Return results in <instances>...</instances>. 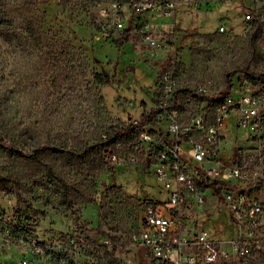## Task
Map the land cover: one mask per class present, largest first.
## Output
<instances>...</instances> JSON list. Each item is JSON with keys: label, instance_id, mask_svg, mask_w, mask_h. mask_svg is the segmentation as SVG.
Listing matches in <instances>:
<instances>
[{"label": "rangeland", "instance_id": "1", "mask_svg": "<svg viewBox=\"0 0 264 264\" xmlns=\"http://www.w3.org/2000/svg\"><path fill=\"white\" fill-rule=\"evenodd\" d=\"M9 4L15 32L12 42L0 35V136L16 149H0V191H13L11 197L0 194V264L30 259L21 239L33 237L47 244L48 253L31 258V264H133L137 256L128 239L141 201L167 198L153 172L156 164L113 165L83 147L124 125L120 117L141 113L164 51L137 35L117 45V32L100 34L94 0ZM243 15L239 0H178L175 44L182 93L204 84L216 94L226 85L225 73L247 62L259 74L258 86L264 85L260 38L256 53ZM31 18L45 34L40 46L24 30ZM222 24L229 26L223 32ZM96 73L106 79L99 82ZM238 134L242 139L244 133ZM235 143L228 136L222 156H229ZM33 149H38L37 158L28 156ZM261 175L264 184V162ZM17 191L23 200H16ZM261 195L264 199V188ZM222 220L213 217L206 228L220 224L231 234L228 217ZM112 235L116 250L113 242H105Z\"/></svg>", "mask_w": 264, "mask_h": 264}, {"label": "built area", "instance_id": "2", "mask_svg": "<svg viewBox=\"0 0 264 264\" xmlns=\"http://www.w3.org/2000/svg\"><path fill=\"white\" fill-rule=\"evenodd\" d=\"M94 1L100 34L117 32L119 37L129 29L140 42L164 51L156 83L147 90L150 101H142L138 116L120 117L124 125L133 126V136L103 151L105 161L113 165L154 162L153 172L167 194L166 200L141 201L136 228L128 239L137 256L133 264H264V85L237 72L216 94L204 84L182 93L175 44L178 0ZM239 2L246 31L258 25L264 58V0ZM228 27L222 24L220 31ZM220 96L215 102L206 98ZM126 102L133 105L132 100ZM228 136L236 143L229 156H222ZM4 196L13 195L6 191ZM223 215L231 234H225L220 224L206 228L213 217L222 224ZM105 242L111 244L110 238ZM23 243L30 259L23 257L21 264L48 253L47 244L34 237L21 239Z\"/></svg>", "mask_w": 264, "mask_h": 264}, {"label": "trees", "instance_id": "3", "mask_svg": "<svg viewBox=\"0 0 264 264\" xmlns=\"http://www.w3.org/2000/svg\"><path fill=\"white\" fill-rule=\"evenodd\" d=\"M65 1L66 0H60V2H65ZM9 3H10V0H0V35H2L3 38L7 40L8 42H12V37L14 35L15 30L12 29L11 27L13 23V18L12 16H10V11L13 10V6L10 5ZM24 30L27 32L28 36L32 38L34 44H36L37 46H40L42 44L45 34L42 32L36 18L29 19L24 26ZM257 33H258V25L254 29H252L249 33L250 43L257 50L256 53H258V44H257L258 34ZM129 38H130V32L128 29V30H125V32L122 35H120L118 38L115 39V43L117 45H121L124 42L128 41ZM72 47H74V45H72ZM237 72H244L251 80H256L259 78V74L254 73L250 69V62H247L244 65L233 67L231 70L225 73L226 84L229 83L232 76ZM95 75L98 77L99 82H103V79H106V76L104 78V76H102L99 73H96ZM155 83H156V78H155L154 84ZM227 92L228 90H225L223 96H225ZM222 97L220 96V97H206V98H208L211 102H215V101H220ZM134 131L135 130L133 126L131 125H120V126L117 125L111 129L106 130L105 137H103L102 135L96 142L84 145L83 151L84 152H88V151L98 152L100 153L102 160L106 162L104 159V155H103L104 149L114 142L130 139V137L133 136ZM13 145L14 143L12 142V140L8 142L4 140L3 136H0V149H3V148L16 149V147ZM44 146L45 145H41V148H45ZM37 154H38V149H33L32 152L28 154V156L32 158H37L38 157ZM6 191L13 193V191L10 188L9 189L7 187L2 188L0 191V194H2V197H5L4 193ZM15 198L17 201L23 200V197L18 191L15 194ZM1 207H2V204L0 202V209ZM110 240L111 242H113V250H116L117 243L115 242V237L113 235L110 236Z\"/></svg>", "mask_w": 264, "mask_h": 264}]
</instances>
